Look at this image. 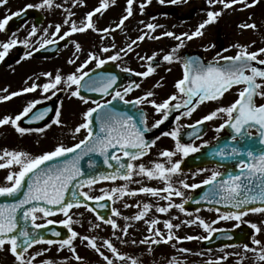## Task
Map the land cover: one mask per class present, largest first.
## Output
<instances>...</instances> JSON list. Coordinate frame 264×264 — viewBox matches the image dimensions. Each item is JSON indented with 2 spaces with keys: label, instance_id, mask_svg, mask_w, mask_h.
<instances>
[{
  "label": "snow or ice",
  "instance_id": "obj_1",
  "mask_svg": "<svg viewBox=\"0 0 264 264\" xmlns=\"http://www.w3.org/2000/svg\"><path fill=\"white\" fill-rule=\"evenodd\" d=\"M81 2L82 0H73V5L77 6ZM111 2L114 4L115 0H111ZM159 2L163 4L164 0H159ZM257 2L258 0H251V3H249V0H207L209 9L220 4L223 6V9L242 6L240 7L241 11L253 7ZM7 3L8 0H0V6H6ZM149 3H151V0H141L139 5L141 14L144 13V9ZM171 3H177V0H171ZM53 4L54 0H41L40 4H28L24 9L16 12L9 10V13L5 14L3 18H0V31H7L9 21L14 16L20 17L22 14H25L27 9L34 7L37 9L45 7L51 8ZM134 4L135 0H127L125 8L126 14L120 18L115 28L103 29L96 27L93 18L97 13H101L102 10H106L109 7L108 0H99V6L92 11H88L79 24L70 18L75 13L66 9L65 11L68 12V17L64 19L63 23L69 26L68 30L63 31L61 34L62 25L56 24L55 31L51 33L52 37H56V39L44 38L40 44V48H44L47 44H55L58 41L65 40V38L71 37L75 33H84L92 30L94 32L111 34L116 29H122L125 26V22L134 15ZM55 6L61 7V5ZM222 11L208 10L207 19L199 23L190 33L185 32L179 35L172 31H164L160 35H155L156 30L163 26L147 23L145 27L149 32L153 33L152 35L144 32L137 36L136 39L131 40L126 48H120L106 58L89 52L87 59L83 63H80L75 68V71L69 73L66 77L59 70L55 76L50 72H45L41 75L48 78L49 82L47 83L39 85L33 82L30 86L10 93L7 88L0 90L6 93L0 96V102L10 101L14 97L35 92L39 88L43 93L51 91V95L53 96L56 95L57 91L66 90L70 92L71 97L80 99L83 104L87 105L91 102L94 105L93 107H88L82 113V122L71 129L73 139L82 130L86 133L83 139H80L71 146L57 143L50 150L37 155L23 150L3 149L2 154H0V169H8L9 171L4 178L6 184L0 186V197H11L13 199L10 203H0V252L10 253L14 257L15 264H36L37 257L42 256L49 249L32 253L29 250L34 245L47 244L51 246L58 244V252L67 247L73 253L74 259L80 262V264H83L84 258L76 253L74 245V241L79 239L82 243H85L86 247L91 248L99 254L105 264H117L118 261L123 264L124 261L129 260L130 264H140L138 259L131 258L126 253H121L112 240L103 239L102 244H98L97 237L81 235L75 231L73 225L79 224L80 220L73 219L71 210L73 208L79 209L83 207L88 211L95 212L96 209L90 207L87 201H94L98 208L103 209L107 205L99 203L100 201H115V199L122 198L126 195L135 196L140 193L152 196H158L163 193L164 195L160 198L167 201V204L166 206L157 205L155 207L156 212L163 214L176 208L180 212L191 216L192 214L187 212L185 208L188 200L182 199L181 203H175L172 199L173 196L183 198L185 195L180 188L173 186L172 178L181 171V160H173V157L179 153L182 154L183 158L187 157L191 152L199 151L193 144L181 142L180 128H175L170 132H163L161 134L163 136H170L175 141L174 150L164 149L159 152V156L165 158L164 162L153 161L151 162V168L143 163H135L147 156L151 148L156 145V141L160 139L157 136L150 141L146 140L145 133L162 125L173 111L183 109L180 115L176 117L177 121L182 116L191 117L201 104L207 101H219L231 89L239 88L237 98L234 102L226 106H218L201 119L196 120L194 124L186 125L185 127L193 130L187 135L190 138L194 136L196 139H199L201 129L197 126L203 125L206 121H212L223 116L224 122L215 128L216 132H220L227 125L235 133V135L231 136V140L239 141L243 144L245 141L253 138L249 129L254 128L259 138V144L264 146V103L257 104L256 102V97L264 98V67L256 66V64L264 66V59H260L264 55V47L256 51H250L249 48L251 45L236 44L233 45L237 49L235 55H223L218 52L216 57L207 63L200 57H189L182 60L176 55L185 46V40L190 41L193 38L201 37L205 27L215 22L217 17L222 15ZM49 27H52V25H49ZM238 27L241 29L255 30L257 25L256 23L245 22L241 23ZM44 33L45 37H47L48 29H44ZM36 34L37 29L34 25L28 37L23 41L16 37L15 32L12 33V36L7 41H0V49H2L0 50V61H3L8 55L9 50L16 45L24 44L27 46L28 39L34 37ZM163 37L172 38L177 42L169 53L163 55V61L169 64L181 62L183 65V75L174 84L176 91L160 102L155 98L157 93L154 90H148L143 95L137 96L132 100L125 99L134 88L138 89L141 87L140 83L133 81L121 90L117 86L118 77L116 75L111 72L96 73L95 69L88 70V65L91 63H95L96 69H100L108 61L115 62L122 60V53L126 56L130 52H134L133 45H137L138 42H142L146 38L159 40ZM101 39H103V36ZM72 43L77 52L81 51V45L78 42L72 41ZM253 43L255 42L253 41ZM212 47L215 46L213 45ZM113 49H116L115 43L111 45V48H101L100 52L109 53ZM35 50L39 51V49ZM224 51L227 52L228 49H224ZM31 54L29 52L26 56H31ZM137 55L141 61L147 60L148 64L145 71L135 72L134 74L136 76L147 78L156 72V68L159 66L157 53H153L151 56ZM78 59V56L75 59H69L68 63L75 65ZM221 61L225 63H221ZM170 70L168 69V71ZM122 71L128 73L133 72L132 69L127 67L123 68ZM90 72L92 73L91 75ZM61 85L64 87L61 88ZM160 86L161 84L158 82L154 85V88ZM82 92L98 93L101 97H111V99H103L102 102L94 99L90 100L89 97L82 95ZM114 101H121L124 105H131L137 109V112L130 114L129 111H119L113 105ZM40 103V100L31 101L14 117L10 115L3 116L0 118V127L11 125L21 135L33 131L44 132V128L32 129L22 127L18 123L24 117H28L30 113H33V109ZM142 105L150 106L156 114L161 115V119L156 120L151 125V128L147 126V114L141 107ZM48 111L50 109L33 113L29 122L43 119ZM61 115V111L57 109L55 119H53L52 123L61 125ZM94 124L95 129L93 127ZM117 150L123 154V157L127 158V163L122 162V157L116 154ZM94 153L102 156L104 158L103 163L109 168L113 167L111 161H115L117 167L111 173H97L96 175H89L86 180L80 179L85 175L80 167V161L85 156ZM209 155L219 156L222 165L228 160L235 161V167L239 170L238 174L230 170L226 172L212 170L211 174L202 180L200 184H189L183 179L179 180L181 188L196 189L202 185H208L210 186L208 191L199 200L194 202L206 201L208 204H224L233 209V211L218 215V219L213 220L212 224H216L220 220H236L249 223L256 233L264 231V228L255 223L243 221V217L249 213L264 214V147H261L258 152L252 144H248L247 147L233 146L228 151H225L221 147ZM89 167L93 168L94 162L89 161ZM200 171H208V169H200ZM134 176H146L148 179H159L165 186L163 188L141 186L136 190H128V183H140V181L133 180ZM117 179L124 180L126 183L111 189L101 188L100 195L91 194L92 186L97 184L98 181H116ZM85 187L89 190L83 191L82 189ZM68 193L71 194V199H66V194ZM189 199L192 198L189 197ZM124 207L128 208L132 207V205L125 203ZM137 207L142 210H139L132 217L124 216L123 219L126 223L123 227L117 223L116 219L105 218L99 213H97V219L103 224L110 226L113 236L118 240L121 239L120 236L116 235L118 231L124 237H127L129 229L132 227L128 221H143L148 225V231L153 233L157 239L145 237L140 241L141 244L145 242H149L150 244L168 243L174 239L177 241L181 239H208L213 233L221 231L213 228L198 215L192 219L173 224L171 219L163 221L157 218L147 219V214L153 207L151 204L144 203L142 206L137 205ZM213 210L220 213L219 208L208 209V211ZM199 211L200 209L197 208L196 212L199 213ZM57 212L63 214L65 219L60 221L48 219V217L56 215ZM111 217H121V212L116 208H112ZM38 219H44L45 222L37 223ZM172 219L179 218L173 217ZM54 223L63 225L70 235L64 239L52 240L47 239L36 231L47 228L48 225ZM160 223H163L164 228L167 229V234L161 232L156 227ZM182 225H197L202 227L208 233V236H186L183 238L174 236L173 230L179 229ZM92 227L98 229L101 225L92 224ZM53 235L59 237L60 233L53 230ZM127 242V240H121V243ZM131 243L136 244L137 241L133 239ZM253 243L260 246L259 252L256 253V258L259 261H264V242L253 237ZM242 247L245 252H256V249L249 248L248 244H244ZM102 248H106L112 254L113 258L106 255ZM182 251L188 250L182 249ZM227 258L228 254H225L221 259L227 260ZM39 264H54V261L50 259L41 260ZM169 264H171V261ZM209 264H213V262L209 261ZM216 264H219V262L217 261Z\"/></svg>",
  "mask_w": 264,
  "mask_h": 264
},
{
  "label": "rangeland",
  "instance_id": "obj_2",
  "mask_svg": "<svg viewBox=\"0 0 264 264\" xmlns=\"http://www.w3.org/2000/svg\"><path fill=\"white\" fill-rule=\"evenodd\" d=\"M21 3H28V4H40L41 0H20ZM19 1V2H20ZM124 3V0H122ZM109 7L106 10H102L101 13H97L93 20L97 28H110L112 26V22H116L120 14H123L126 8V4H120L121 0H115L113 4L111 0H108ZM141 0H135L134 4V15L130 17L126 22L125 26L122 29H116L111 34H105L102 32H94L91 31L93 34H89L88 31L84 33H75L70 38V43L67 46V51H62L61 53V60L59 62L58 68L60 73L63 76H67L69 73L75 71V65H71L68 63L69 59H73L72 57L78 55L79 59L77 62L83 63L85 55L87 54V47L89 43L92 42L95 46H98L96 43L99 41H108L110 44L113 42L118 41L120 37V33L126 30V27L141 25V21L145 15H147V11L149 10H159L169 7H177L179 10H189L191 8H198V9H209V5L207 0H177V3H171V0H164V3L161 4L159 0H151L146 8L144 9V13L141 14L140 5ZM251 3V0H249ZM55 5H61V7H56ZM99 6V0H82V2L74 6L73 0H54L53 7L51 8H39L41 11L45 13L48 17V25L53 26L54 19L57 17L63 23L64 19L68 17V12L65 10H69L72 13H75L74 16L70 18L75 20L77 24L81 22L84 18L87 10L90 9L92 11L96 7ZM242 6H234L232 9H223V6L220 4L215 5L211 10L215 11H222V15H220L217 21L212 25H219L222 27H238L241 23H256L257 28L255 30L248 29L246 32L242 31L244 35L247 37V40L250 38L254 41L257 38H260L262 34H264V2L263 4L260 2L256 3L253 7L246 8L243 11L240 10ZM122 11V12H121ZM54 16V18H53ZM251 17V19H249ZM120 18L118 19L117 23H119ZM116 23V24H117ZM64 24V23H63ZM159 24V22L157 23ZM68 29V25H62V29ZM48 29V38L51 35L52 29L51 27H47ZM65 29V30H66ZM67 31V30H66ZM30 29L25 30L22 33L16 34V37L19 40L23 41L26 37H28ZM63 31H61V34ZM45 33H42V35ZM92 38H91V36ZM36 36V35H35ZM103 36V39L101 37ZM11 36L4 34L3 31H0V41H7ZM34 39V40H32ZM73 39V40H72ZM36 37H30L28 42H35ZM72 41H76L81 45V51L77 52ZM40 42V41H38ZM28 44V43H27ZM23 45V44H18ZM14 48V47H13ZM11 48L9 50V54H11ZM2 50V49H0ZM72 54V57L70 55ZM74 54V55H73ZM8 55L4 58L1 63H3ZM28 65H23L20 63L15 66L5 67L4 69H0V90L7 88L8 92H14L16 88H24L30 86L31 83L36 82L39 85L43 83L49 82L48 78L37 73V64L38 60H29ZM3 68V66H1ZM46 72H50L53 74L52 68L47 66L44 67ZM54 75V74H53ZM39 77V79H37ZM31 78V79H29ZM2 79V80H1ZM27 81V83H25ZM62 88L64 87L61 85ZM60 86V87H61ZM20 88V90L22 89ZM64 90L61 96H66L62 98L59 110L61 111V125L50 123V127H46L44 132H29L24 135L17 133L11 125H6L0 127V154H2L3 149L8 150H23L32 153L33 155L40 154L44 151H48L53 147V140L54 134H57L58 142L63 143L64 145H69L84 135V131L80 134H77L75 139L71 134V129H73L76 125L82 122V113L87 109L83 102L76 98L71 97L68 95L69 92ZM3 91H0V96L5 95ZM68 95V96H67ZM44 96V93L41 89H37L35 92H29L22 94L20 96L12 98L10 101L0 102V118L5 115L15 116L20 113L23 108L31 101L34 100H41ZM55 119V117H54ZM56 143V144H57ZM5 177L1 178L4 179ZM5 185L4 180H0V186ZM118 183L114 182H107L96 184L92 186V195H100V189H111L116 187ZM89 189L86 188L84 191H88ZM161 196H152L149 194H137L135 196L127 197L124 196L122 198L115 199V208L121 212V217H112L117 220V223L123 227L125 225V221L123 219L124 216L132 217L135 215L139 210H142L137 207V205H143L144 203H148L153 205L152 209L147 214V219L157 218L161 221L166 219H171L173 224L180 223L184 220H189L194 218V215L188 216L185 213L180 212L178 209L173 208L168 213H158L155 211V207L159 206H166L167 201L161 200L162 204H158L157 198ZM161 199V198H160ZM159 199V200H160ZM127 203L132 205V207L125 208L124 204ZM73 215V219H79V224H74L73 228L75 231L80 233L81 235H89L97 237V243L102 244L103 239H110L114 243V245L118 248L121 253H126L131 258H136L140 262V264H209V261L216 264L218 261L219 264H264V261H259L256 258V253L259 252L260 246L255 245L252 243L249 248L256 249V252L245 250L238 246L233 247H219L213 250H204L198 245V239L193 240H185L181 239L179 241L172 240L168 243H159V244H150L149 242H145L141 244L140 241L143 240L145 237H151L152 239H157V237L148 231V225L145 224L143 221H128L132 225L129 229V233L127 237H124L122 233L119 231L116 233L117 236H120L121 239H116L112 234V229L108 225L101 224L95 219L93 220L91 215L85 211L84 209H75L71 211ZM83 214V215H81ZM173 217H178L179 219H172ZM60 218L63 220L65 217L60 215ZM91 222V223H90ZM92 224H100V228H93ZM161 232L167 234V229L164 228L163 223H160L156 226ZM263 228V227H262ZM200 227L197 225H182L179 229H174L173 234L174 236L183 238L186 236H194L200 237L198 232ZM257 239H260L264 242V231L260 233H256L254 236ZM135 239L137 241L136 244H132L131 241ZM121 240H127V243H121ZM74 245L76 248V253L84 258L83 264H105L103 259L93 251L91 248L86 247L85 243H82L79 239L74 241ZM43 249H49V251L45 252L42 256L37 257L36 264H39L41 260H52L54 264H80V262L76 261L73 257V253L65 247L62 251H57L58 246H42L39 248H34L30 252L34 253L36 251H41ZM151 249V251H149ZM182 249H187L188 251H182ZM106 255H109L110 258L112 254L108 252L106 248H102ZM225 254H228L227 260L221 259ZM238 254V255H237ZM243 258V259H242ZM7 264H14V263H7ZM117 264H121V262H117ZM123 264H130L129 261H124Z\"/></svg>",
  "mask_w": 264,
  "mask_h": 264
},
{
  "label": "flooded vegetation",
  "instance_id": "obj_3",
  "mask_svg": "<svg viewBox=\"0 0 264 264\" xmlns=\"http://www.w3.org/2000/svg\"><path fill=\"white\" fill-rule=\"evenodd\" d=\"M20 0H8V3L6 6H0V18H3L5 14L9 13V10L11 12H16L20 9H24L28 3H21ZM33 5V4H32ZM37 9V8H33ZM43 15L44 18L41 20L40 24H36L34 19H30L29 21L25 22L19 29L14 31L16 34L22 33L25 30H32V27L35 25L37 29V34L35 42H28L27 46L25 47V52L23 56L18 59L14 63L6 64V62H3L0 64V69H4L5 67H11L15 65L16 63L22 62L28 63L29 60H38L37 64V70L38 72L45 73L46 69L45 66L52 68L53 76L57 73L59 70L58 65L61 60V51H59L55 56L52 57H32V56H26L27 53L32 52L37 47H40V44L43 42V39L46 38L44 33V29H46L49 25L48 17L45 15L43 11L38 9ZM147 15H145L142 19L143 23L141 25H135V26H129L126 27V30L120 33V37L118 38V41L113 42L116 45V49L111 50L109 53H102L100 52V49L103 47H109L111 48V45L108 41H99L96 43L98 46H95L92 42L89 43V46L87 47V54L85 55L84 59H87L88 53L93 52L97 55L102 56L103 58H106L108 55L114 54V52L120 48H126L127 44L131 42V40L136 39L137 36L144 32H148L149 35H152L153 33L149 32V30L145 27L147 23H153L158 25H162V28H158L155 32V35H160V33L164 31H172L176 33L177 35L185 32H191L193 31L196 26L203 22L205 19H207V10H201V9H190V10H179L176 9L174 11L167 12L165 10H149L146 12ZM54 18V16H53ZM218 19V17H217ZM216 19V21H217ZM53 26L51 27L52 31H55V25L61 24L64 25L60 19L57 17L54 19ZM118 20H116L117 22ZM215 21V22H216ZM215 22L207 25L205 29L203 30V35L201 37L193 38L192 40L188 41L185 40V46L179 50V52L176 54L179 56L182 60L186 59L185 53H187L190 57H200L205 63L211 61L214 57H216V54L222 53L223 55H235V52L237 49L233 47V45L240 44V45H251L249 48L250 51H256L261 47H264V34L261 35L260 38H257L256 41L252 40L251 38L247 40V37L244 35V32H246L248 29H241L240 27H222L217 25H212ZM116 23L112 22V26L110 28H115ZM66 29V28H65ZM62 31H66V30ZM51 32V33H53ZM4 34H7L9 36H12L13 32H7L3 31ZM89 34H92L91 31H88ZM91 36V35H90ZM49 39H56V37H52L50 35L48 37ZM92 38V36H91ZM34 40V39H32ZM40 41V42H38ZM253 41L255 43H253ZM176 41L169 37H163L159 40H152L146 38L142 42H138L137 45H133L135 51L130 52L128 55L124 56L123 53L121 54L123 56V59L120 61H108L111 62L113 65L108 66L106 69H104L103 72H111L112 74L116 75L118 77L117 80V86L122 90L123 87L129 85L133 81L140 83V88H134L132 92H130L125 99L132 100L135 99L137 96L143 95L144 92L148 90H154L157 95L156 99L158 102L162 101L163 99L167 98L169 95H171L173 92H175L174 84L175 82L180 79L183 75V65L181 62H174V63H167L163 61L162 57L164 54L169 53L172 48L176 45ZM215 47H212V46ZM19 47V45L15 46V52L16 49ZM207 49V50H205ZM224 49H228L227 52L224 51ZM15 52H12L6 59L9 60ZM153 53L158 54V61L159 66L156 68V72L153 73L151 76L145 78L136 76L135 72H142L146 70V66L148 64L147 60L141 61L138 58V55L141 56H151ZM260 59H264V55L260 57ZM107 62V63H108ZM221 63H225L224 61H221ZM24 65V64H23ZM119 65V66H117ZM3 66V68H1ZM257 67H264L261 65L256 64ZM95 66V63H91L88 65V70L93 69ZM130 68L133 70L132 73H126L122 71L123 68ZM168 69H171L168 71ZM163 78V79H161ZM160 83L161 86L154 88V85L157 83ZM239 88H233L229 92L225 94V96L219 100V101H207L203 104H201L197 110L193 113L191 117H181L179 121L176 120V117L180 115V112L183 111L181 109L180 111H173L168 119L160 125L156 130H151L149 132L145 133V139L146 140H152L155 139L157 136L160 137L159 140L156 141V145L151 148L149 154L145 157H143L140 161H137L135 163H143L147 167L151 168L153 161H160L164 162L165 158H162L159 156V152L164 149H173L175 147V141L170 136H163L161 135L163 132H170L175 128H180L181 136L180 140L182 143L187 144H193L195 147L199 149L197 152H191L187 157L182 158V154H177L175 157H173V160H181V171L177 173L173 178V186L176 188H180L181 191L184 192V197H175L173 196L172 199L175 203H181L183 200H189V197L193 193L200 194V197L204 195L206 191H208L209 187L208 185H202L199 188L196 189H183L181 188L179 184V180L183 179L187 183L192 184H200L202 180L207 178L211 174L212 170H217L221 172L226 171H232L234 173L238 174V169L235 167V161L228 160L226 163L222 165L221 159L219 156H212L209 155L214 150L223 147L225 151H228L231 149V147H247L248 144H252L256 147L257 152L261 146L258 142L259 138L256 135V129H249V131L252 133L253 138L249 141H245L243 144L239 141H232L231 136L235 135L233 130L225 126L224 129H222L220 132H216L215 128L219 126V124L224 122V117L220 116L215 120L212 121H206L203 125L197 126L201 129L200 138L196 139L194 136L189 137L187 134L191 131H193L190 128L185 127L189 124H194L196 120L201 119L204 115H207L212 110H214L218 106H226L234 102V100L237 98V92ZM51 92V91H50ZM50 92L44 93L43 98L50 97ZM61 91H57L56 95L53 96V100H58L60 98ZM103 99H111V97H103L100 101L102 102ZM116 105H114L117 110L119 111H129L130 114L136 113L137 109L131 105H124L121 101H114ZM257 104L264 103V98L256 97ZM94 105L89 102L87 104L86 108L93 107ZM143 110L147 114V126L151 128V125L156 121L161 119V115L156 114L154 109L150 106L142 105L141 106ZM50 125V123L45 122L42 124L40 128H46ZM37 129V128H34ZM57 134H54L53 140V146L56 145L58 142ZM207 142V143H205ZM117 155H120L122 157V162L126 163L127 158L123 157V154L117 150ZM200 169H208V171L201 172ZM134 181H140V183H128L127 188L128 190H136L140 188L141 186L145 187H152V188H163L165 185L164 183L159 179H148L146 176H134ZM118 182V186L124 185L126 182L121 179L116 180ZM164 195L161 193L158 196ZM127 197H131V195H126ZM158 200L160 198L156 197ZM162 199H160L161 201ZM159 204H162L164 202H158ZM204 205L200 206L199 213L196 211L191 212L192 215L200 216L202 219H204L206 222H208L213 228L219 229L221 231H233L235 232V237L238 239V241H247V233L251 232V239L256 235V232L253 228H251L249 223H244L241 221L236 220H220L216 224H212L213 220L218 219V215L223 214L225 212L231 211V208L228 206H225L224 204H208L206 201H203ZM166 205V204H164ZM209 208L215 209L219 208L220 213H217L215 210L208 211ZM48 219H52L54 221H60L57 217H48ZM243 221H249L251 223H255L258 226H261L264 228V214H253L249 213L248 215L243 217ZM44 219H38L37 223H44ZM238 225V226H237ZM200 231L198 232V235L200 237L208 236V233L200 227ZM218 232V231H217ZM214 234V233H213ZM202 239L199 240V243ZM59 246L58 244H54ZM51 245V246H54ZM42 246H48L47 244H37L34 245L32 249L39 248ZM242 246V245H240ZM7 263H14L15 260L14 257L10 253L6 252H0V264H7Z\"/></svg>",
  "mask_w": 264,
  "mask_h": 264
},
{
  "label": "water",
  "instance_id": "obj_4",
  "mask_svg": "<svg viewBox=\"0 0 264 264\" xmlns=\"http://www.w3.org/2000/svg\"><path fill=\"white\" fill-rule=\"evenodd\" d=\"M31 17H35L36 18V22L38 23L41 19V15L34 10H26L25 14H22L20 17H14L9 21L8 24V29L9 30H16L18 29L26 20L30 19ZM67 41H62L56 45H51V46H47L44 48L39 49V51H35L33 54L34 55H42V56H49L52 55L56 52V50H58L61 46H63ZM22 50L20 51V53L18 55H16L15 57H13L12 61L15 60L17 57H19V55L21 54ZM88 92H82V95L87 96ZM40 106L37 107V109H39ZM34 110L35 112L37 111ZM34 113V112H33ZM95 129V126H93ZM103 157L100 156L98 153H94V154H90L89 156H85L81 161H80V167L82 169V171L85 173L84 177H81L80 179H87L89 175H96L97 173H110L108 171H110L111 168H109L107 165H105L103 163ZM89 161L94 162V167L90 168L89 167ZM111 163H113V161H111ZM11 197H0V203H10L12 202ZM66 199H71V194L68 193L66 194ZM107 201L109 200H104V201H100L99 203H103L106 204ZM88 205L92 208H95L96 211L94 212L96 215L97 213H99L100 215L104 216L105 218H108V214L111 212L110 208L105 207L103 209H100L96 206V202L94 201H87ZM23 223V222H22ZM53 225H48L47 228H43V229H38L36 231H38L41 235L45 236L47 239H52V240H58V239H64L67 238L68 233H65L66 237L63 238H58L56 236H52L53 231ZM218 242H225L226 244L231 243L232 241H223V240H218Z\"/></svg>",
  "mask_w": 264,
  "mask_h": 264
}]
</instances>
